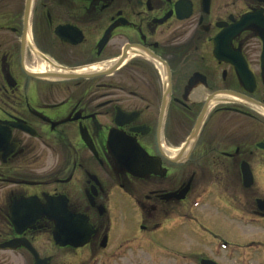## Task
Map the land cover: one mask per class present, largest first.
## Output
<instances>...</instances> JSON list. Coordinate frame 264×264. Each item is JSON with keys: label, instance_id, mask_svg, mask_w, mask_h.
<instances>
[{"label": "flooded vegetation", "instance_id": "flooded-vegetation-1", "mask_svg": "<svg viewBox=\"0 0 264 264\" xmlns=\"http://www.w3.org/2000/svg\"><path fill=\"white\" fill-rule=\"evenodd\" d=\"M242 226L264 230V0H0V264H131L179 227L238 252Z\"/></svg>", "mask_w": 264, "mask_h": 264}, {"label": "rangeland", "instance_id": "rangeland-1", "mask_svg": "<svg viewBox=\"0 0 264 264\" xmlns=\"http://www.w3.org/2000/svg\"><path fill=\"white\" fill-rule=\"evenodd\" d=\"M197 210L205 212L208 207L205 205ZM129 218L130 215H127V219ZM240 232L244 240H248L246 243L249 247H242L240 251L232 252L222 247H216L212 242L191 234V231L185 227L164 229L158 250H154V246L150 245L151 241L148 239H138L136 242L140 246L132 249L129 256L130 263L198 264L196 256L207 255L219 264H264V250L257 251L254 249L255 245H252L259 240L264 241V230L259 226H242ZM188 253H192L194 257L189 258L187 255L190 254Z\"/></svg>", "mask_w": 264, "mask_h": 264}, {"label": "water", "instance_id": "water-1", "mask_svg": "<svg viewBox=\"0 0 264 264\" xmlns=\"http://www.w3.org/2000/svg\"><path fill=\"white\" fill-rule=\"evenodd\" d=\"M115 156L118 159V160L116 159L117 162L123 163L122 159H120L121 156H120V154L118 152L115 154ZM128 170H130V171H132L134 173L137 172V168L136 167L129 168ZM244 174H246V172H244ZM51 214H52L51 218L55 222V229L53 231V238H54V241H55L56 244H59V245L74 244L76 246V245H80V244L84 243V241L79 239V233L77 234V232H75L73 230H70V229L67 230V233H66L67 239L64 240L62 238V236H61V233H60V218H59V215L57 213H54L53 211L51 212ZM80 236L83 237L84 235L82 234ZM200 264H218V263H216L215 261H213L211 259H202L200 261Z\"/></svg>", "mask_w": 264, "mask_h": 264}]
</instances>
